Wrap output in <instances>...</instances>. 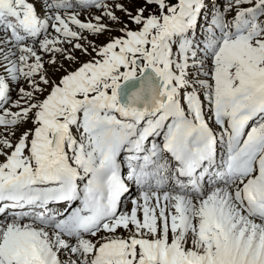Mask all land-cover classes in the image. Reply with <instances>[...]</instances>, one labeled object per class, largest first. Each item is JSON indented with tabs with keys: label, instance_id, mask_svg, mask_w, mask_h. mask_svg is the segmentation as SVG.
Listing matches in <instances>:
<instances>
[{
	"label": "snow or ice",
	"instance_id": "obj_1",
	"mask_svg": "<svg viewBox=\"0 0 264 264\" xmlns=\"http://www.w3.org/2000/svg\"><path fill=\"white\" fill-rule=\"evenodd\" d=\"M128 2L0 0V264H264V0Z\"/></svg>",
	"mask_w": 264,
	"mask_h": 264
},
{
	"label": "rangeland",
	"instance_id": "obj_2",
	"mask_svg": "<svg viewBox=\"0 0 264 264\" xmlns=\"http://www.w3.org/2000/svg\"><path fill=\"white\" fill-rule=\"evenodd\" d=\"M36 4H37V8L39 9L40 8V4L39 2L35 1ZM122 2H124L126 4L127 7H129L130 10H134L138 5L137 4H133V3H129L128 0H122ZM174 2V0H173ZM155 6H150L149 7V11H155ZM43 14V13H41ZM94 14L98 15L99 13L98 12H95ZM117 15H119L121 17V19L123 21H125V23H128L130 27H133L135 28V25H132L130 24V22L128 21V18L123 14V13H117ZM88 16V13L85 12L82 16H81V19H86ZM86 17V18H85ZM104 23H109L107 20L104 21ZM85 35H88L87 33H85ZM121 35L120 31H119V27H115L113 28V31L110 32V33H105L104 35L100 36L99 38H95V37H92V36H89V39H93L95 41V43L97 45H100V44H103L105 42L108 41V39L112 36H119ZM86 43V42H85ZM76 56L78 57V61H86L88 59H90L89 56H85L79 52L76 53ZM60 63H63L64 64V67L69 69V70H72L73 68L77 67L78 65L77 64H73V63H69V62H66V61H63V59L61 58ZM51 70V69H50ZM58 74V73H57ZM56 76V73H53V77ZM14 95V98H15V94ZM26 127H30V125H27Z\"/></svg>",
	"mask_w": 264,
	"mask_h": 264
},
{
	"label": "bare ground",
	"instance_id": "obj_3",
	"mask_svg": "<svg viewBox=\"0 0 264 264\" xmlns=\"http://www.w3.org/2000/svg\"><path fill=\"white\" fill-rule=\"evenodd\" d=\"M35 1L39 2V4H40V0H35ZM85 18H86V17H85ZM50 72H51V70H50ZM56 75H59V74L56 73Z\"/></svg>",
	"mask_w": 264,
	"mask_h": 264
}]
</instances>
